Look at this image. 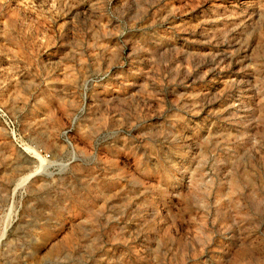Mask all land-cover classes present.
<instances>
[{
    "label": "rangeland",
    "instance_id": "374dc122",
    "mask_svg": "<svg viewBox=\"0 0 264 264\" xmlns=\"http://www.w3.org/2000/svg\"><path fill=\"white\" fill-rule=\"evenodd\" d=\"M0 109V264H264V0H0Z\"/></svg>",
    "mask_w": 264,
    "mask_h": 264
},
{
    "label": "built area",
    "instance_id": "2783aa9c",
    "mask_svg": "<svg viewBox=\"0 0 264 264\" xmlns=\"http://www.w3.org/2000/svg\"><path fill=\"white\" fill-rule=\"evenodd\" d=\"M1 111V109H0ZM4 116H6L5 118H7V115L5 113H3ZM8 122H11L10 119H8Z\"/></svg>",
    "mask_w": 264,
    "mask_h": 264
}]
</instances>
